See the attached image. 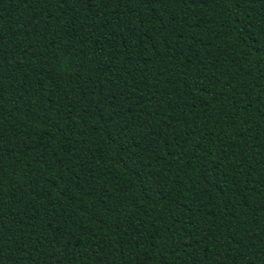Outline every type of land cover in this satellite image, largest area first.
Wrapping results in <instances>:
<instances>
[{
  "label": "trees",
  "instance_id": "trees-1",
  "mask_svg": "<svg viewBox=\"0 0 264 264\" xmlns=\"http://www.w3.org/2000/svg\"><path fill=\"white\" fill-rule=\"evenodd\" d=\"M0 264H264V0H0Z\"/></svg>",
  "mask_w": 264,
  "mask_h": 264
}]
</instances>
